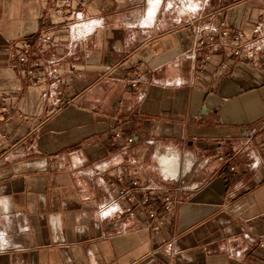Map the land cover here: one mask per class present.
I'll list each match as a JSON object with an SVG mask.
<instances>
[{"label": "crops", "instance_id": "1", "mask_svg": "<svg viewBox=\"0 0 264 264\" xmlns=\"http://www.w3.org/2000/svg\"><path fill=\"white\" fill-rule=\"evenodd\" d=\"M85 1L0 0V264H264V54L221 49L204 65L170 0ZM205 8L203 24L248 37L264 12ZM134 179L138 198L177 201L159 232L141 200L133 217L104 213L131 206L119 192Z\"/></svg>", "mask_w": 264, "mask_h": 264}, {"label": "built area", "instance_id": "2", "mask_svg": "<svg viewBox=\"0 0 264 264\" xmlns=\"http://www.w3.org/2000/svg\"><path fill=\"white\" fill-rule=\"evenodd\" d=\"M64 4L69 5L70 0H62ZM81 6L86 4L85 0H80ZM202 13L205 11V5L201 8ZM62 9H58L57 12L61 14ZM78 19L76 22L72 23L70 28V33L78 34V28L83 29L82 36H77V39L86 37L91 33L89 29L91 25L83 20L81 12L75 14ZM190 18V26H192L193 35L195 38V46L193 48V55L195 57L196 52L201 49H206L207 54L205 55V63L207 65L211 59L212 54L219 53L221 49H229L230 56L232 58H240L242 60L253 61L259 54H264V12L259 15L255 20L252 21V30L248 37L247 33L242 30H231L225 23H222L220 27H216L212 24L205 25L202 20L205 16L203 14L196 16L188 15ZM47 40H51L50 36L46 37ZM22 52L18 54L19 62L28 65L26 74L28 76H34V69L39 66L38 60H35V55L32 52V46L30 41L26 40L22 43ZM222 71H227V63L221 65ZM51 74H57L58 68H52ZM37 82L43 80V76H35ZM142 82L140 75H136L132 80V86L137 87ZM55 103L61 105L65 103L63 93L61 91L56 93ZM11 111L8 107L3 105V101L0 97V126L3 124L5 117L9 116ZM112 139L115 142H121L124 147H129L134 142L133 138H124L122 131L119 129H114L112 133ZM136 188H145L139 179H134L131 181L129 189H122L119 192L120 197L126 198L130 197L132 199V204L126 210H120L117 205H113L106 209L104 213L109 215L115 213L120 218L122 215L129 213L130 216H134V208L138 205V201L141 200L147 204V221L146 227L153 231L159 232L162 228L166 226L162 219L164 213H169L173 210L177 201H175L170 195L164 192H157L152 198L149 194H145L142 199L135 195L134 190Z\"/></svg>", "mask_w": 264, "mask_h": 264}, {"label": "rangeland", "instance_id": "3", "mask_svg": "<svg viewBox=\"0 0 264 264\" xmlns=\"http://www.w3.org/2000/svg\"><path fill=\"white\" fill-rule=\"evenodd\" d=\"M207 2L208 4H211V6L214 9H223L227 6L230 5H240L242 3H249L253 5L254 7L260 8L264 11V0H186V4H194L198 6L197 10H192V9H185L182 5V2L180 0H170V7L171 11H174L175 13H182L185 15L187 18H190L188 15L196 16L198 17L199 15L203 14L205 16L207 14V11H204L202 13L201 8L204 7L205 3ZM203 3V4H202ZM206 9V8H205ZM216 11V10H213ZM263 13V12H262ZM190 22V19L188 20ZM80 29V28H78Z\"/></svg>", "mask_w": 264, "mask_h": 264}]
</instances>
